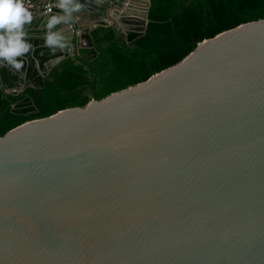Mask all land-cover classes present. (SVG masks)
I'll return each instance as SVG.
<instances>
[{
	"label": "water",
	"instance_id": "obj_1",
	"mask_svg": "<svg viewBox=\"0 0 264 264\" xmlns=\"http://www.w3.org/2000/svg\"><path fill=\"white\" fill-rule=\"evenodd\" d=\"M81 2L146 29L150 0ZM0 264H264V19L0 136Z\"/></svg>",
	"mask_w": 264,
	"mask_h": 264
},
{
	"label": "trees",
	"instance_id": "obj_2",
	"mask_svg": "<svg viewBox=\"0 0 264 264\" xmlns=\"http://www.w3.org/2000/svg\"><path fill=\"white\" fill-rule=\"evenodd\" d=\"M258 19H264V0H150L145 31L123 34L114 25L95 27L85 35L94 47L92 59L76 55L60 61L41 87L7 91L16 76L1 67L0 136L30 119L142 82L178 63L199 42ZM59 55L48 48L33 50L42 66Z\"/></svg>",
	"mask_w": 264,
	"mask_h": 264
},
{
	"label": "clouds",
	"instance_id": "obj_3",
	"mask_svg": "<svg viewBox=\"0 0 264 264\" xmlns=\"http://www.w3.org/2000/svg\"><path fill=\"white\" fill-rule=\"evenodd\" d=\"M56 6L61 12L47 17L44 24L46 29L44 44L51 52L69 46L65 35L58 30L52 31L53 27L62 23H75L79 17L73 13H78L86 7L81 0H57ZM32 18L33 14L25 7L23 0H0V62L11 65L13 70L20 71L21 76L25 78L27 74L22 69L26 59L18 57H22V54L31 47L23 37L27 36L25 24H30ZM61 59L62 56H56L52 63H58Z\"/></svg>",
	"mask_w": 264,
	"mask_h": 264
},
{
	"label": "crops",
	"instance_id": "obj_4",
	"mask_svg": "<svg viewBox=\"0 0 264 264\" xmlns=\"http://www.w3.org/2000/svg\"><path fill=\"white\" fill-rule=\"evenodd\" d=\"M126 3H128V8L125 10L127 15L134 14L138 17L142 16V12L144 10L145 6V0H125ZM47 4H51L52 8L51 11L45 10V6ZM57 0H35L33 8L30 10L33 14L32 22L30 24H25V29L27 31V36L23 37L26 41H28L31 44V47L28 51H33L35 48L42 47V48H48V46H45L44 44V37L46 29L44 28V24L46 22L47 17L54 13H59L61 10L56 6ZM122 8H126L124 5ZM90 14V17H88V12L85 11V9L81 10L80 15H75L80 17H84L82 19L83 24H85L84 27L80 28L77 26L76 22L73 24H58L53 27L52 31H61L68 41L71 40V45H69V48L73 51H77L78 49H81L83 47H87V45L82 41V38L80 36L81 32L83 30H86L87 33L90 32L95 27L99 26L94 23V16L95 11L92 10ZM80 20V19H79ZM71 27H73L74 31H72ZM132 25L128 23L126 25V28H130ZM89 29V30H88ZM86 38V37H85ZM56 47V46H52ZM63 49L57 48L55 52H60Z\"/></svg>",
	"mask_w": 264,
	"mask_h": 264
},
{
	"label": "flooded vegetation",
	"instance_id": "obj_5",
	"mask_svg": "<svg viewBox=\"0 0 264 264\" xmlns=\"http://www.w3.org/2000/svg\"><path fill=\"white\" fill-rule=\"evenodd\" d=\"M129 23L132 25V27L126 28L127 32L128 31H139L140 30L139 21H137V22H129ZM110 25H113V24H110ZM117 29L122 33L121 28L118 27ZM84 50H86V51L83 52ZM62 52H64V50L59 52L60 53L59 56H62ZM54 53H58V52H54ZM93 54H95L94 47H93V44L90 43L89 46H87V47H83L81 49H78L76 52L73 51V54L65 57L64 59H66L68 57H75L76 55H80L81 57H85L86 59H92V57L94 56ZM18 58H25L26 59V62H25V65H24L22 71L26 72L27 76H26V78L24 77L21 80V84H19V86L16 87L15 83L19 82V79H18V77L15 74H13L11 72L13 75L16 76V78L13 80L14 88H11L10 85H8L10 88L7 89V91L8 90L9 91H21L27 86H32V83L36 84V85L41 83L42 79L46 78L49 75L51 69L56 64H58L60 62L59 61L58 63L54 64L49 69V71H47L54 59L49 60L48 62L44 63L43 66H42L41 61L39 59H34L33 58V51H31V52L27 51V52L22 54V57H18ZM1 67H3V66L0 65V68ZM18 72L20 73V71H18ZM26 83H28V85H26ZM21 85H25L23 89L20 88ZM41 85H42V83H41ZM41 85L38 86V87H41ZM1 86H2V84L0 85V87ZM32 87H34V86H32ZM38 87H36V88H38Z\"/></svg>",
	"mask_w": 264,
	"mask_h": 264
},
{
	"label": "built area",
	"instance_id": "obj_6",
	"mask_svg": "<svg viewBox=\"0 0 264 264\" xmlns=\"http://www.w3.org/2000/svg\"><path fill=\"white\" fill-rule=\"evenodd\" d=\"M25 7L29 8L31 10L34 6L35 0H23ZM52 8L51 4H47L45 6V10H48ZM72 31H74L73 27H71Z\"/></svg>",
	"mask_w": 264,
	"mask_h": 264
}]
</instances>
